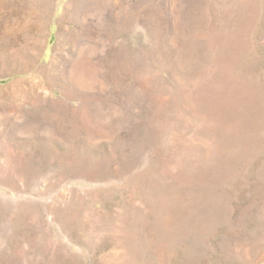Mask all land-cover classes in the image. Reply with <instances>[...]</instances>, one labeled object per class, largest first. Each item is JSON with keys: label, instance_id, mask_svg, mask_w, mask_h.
<instances>
[{"label": "rangeland", "instance_id": "obj_1", "mask_svg": "<svg viewBox=\"0 0 264 264\" xmlns=\"http://www.w3.org/2000/svg\"><path fill=\"white\" fill-rule=\"evenodd\" d=\"M0 264H264V0H0Z\"/></svg>", "mask_w": 264, "mask_h": 264}]
</instances>
